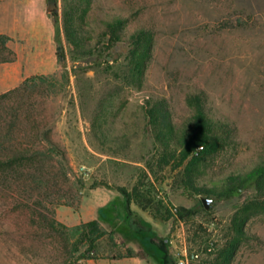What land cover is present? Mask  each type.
<instances>
[{
    "label": "rangeland",
    "instance_id": "obj_1",
    "mask_svg": "<svg viewBox=\"0 0 264 264\" xmlns=\"http://www.w3.org/2000/svg\"><path fill=\"white\" fill-rule=\"evenodd\" d=\"M55 7L58 25L49 13ZM115 22L122 39L112 43ZM140 31L152 41L139 75L131 51ZM0 35L21 56L30 75L24 82L46 78L27 96L65 156L37 173L0 170V264H179L186 253L189 264H218L225 251L228 264H264V211L247 208L258 195L255 182L226 199L190 193L182 169L159 166L146 115L147 100L163 99L182 137L195 113L189 99L201 95L227 123L229 145L198 165L203 183L264 165V0H0ZM3 57L11 54L0 40ZM19 123L26 144L33 122ZM137 184L143 202L128 209L118 188ZM170 206L195 217L166 220ZM94 220L107 235L95 259L80 260L89 244L73 229Z\"/></svg>",
    "mask_w": 264,
    "mask_h": 264
},
{
    "label": "trees",
    "instance_id": "obj_2",
    "mask_svg": "<svg viewBox=\"0 0 264 264\" xmlns=\"http://www.w3.org/2000/svg\"><path fill=\"white\" fill-rule=\"evenodd\" d=\"M49 13L55 24L58 25L59 12L57 7L50 9ZM121 31V22L110 25V41L112 43L122 39ZM66 33L73 46L81 50L83 48L81 38L71 29L68 22H66ZM0 40L4 49L11 54V57L1 58L0 62L13 63L17 61V53L8 46L11 39L8 36L0 35ZM132 40V64L135 65L134 72L140 75L150 49L152 35L148 31H140L132 37ZM56 56L59 62L66 60L65 49L62 45L57 47ZM45 80V77L30 78L22 86L0 95V170L3 172L16 174L32 171L37 173L48 167L54 169L58 156L65 159L64 154L60 152L57 145L50 140L49 133L43 131L40 120L33 114L34 106L29 102L27 96L28 91L32 88L31 85L36 86L37 82L43 83ZM189 100L195 109V113L189 131L182 137L176 135L174 127L170 123L166 102L160 98L147 100L146 115L149 121V132L155 138V143L160 147L159 166L182 169L185 188L190 193L198 196L206 195L215 196L217 199H226L241 193L247 186L255 182L258 195L247 208L250 210L252 207H257L264 211V165L256 167L247 174L231 175L220 184L217 182L212 183V185L209 182L203 183L198 172V165L204 158L219 154L229 145V133L226 130L227 123L215 119L206 109L204 96L192 95ZM25 119L33 122L31 129L33 135L30 132L25 136H30L27 138L34 136V139L29 140L26 144L22 142L20 130L22 124L25 123H19ZM15 174H11L10 177ZM37 177L33 176L31 182L38 183L40 181L42 183ZM118 189L125 196L128 209H130L129 206L132 202H143L141 200L143 193H141L140 184L135 185L132 191L124 187ZM166 212V220L176 218L179 221L190 222L195 217L192 210L185 208L170 206L166 209ZM240 221L236 218L237 224L235 225H237V232L243 234ZM238 224H240L239 227ZM73 230L80 234V242L89 244L88 249L81 254L80 260L95 259L93 256L97 252L98 242L107 235L100 223L94 220L83 223ZM196 233L199 234L198 231ZM168 245L165 240L161 241L159 245V248L165 254L166 262L169 261ZM222 258L218 264L229 263V255L226 251L222 254Z\"/></svg>",
    "mask_w": 264,
    "mask_h": 264
},
{
    "label": "crops",
    "instance_id": "obj_3",
    "mask_svg": "<svg viewBox=\"0 0 264 264\" xmlns=\"http://www.w3.org/2000/svg\"><path fill=\"white\" fill-rule=\"evenodd\" d=\"M6 33L8 34V32ZM18 57L19 59L13 63L0 65V94L19 87L30 76L25 71L21 56L19 55ZM98 262L100 264L101 262H107V260H100Z\"/></svg>",
    "mask_w": 264,
    "mask_h": 264
},
{
    "label": "water",
    "instance_id": "obj_4",
    "mask_svg": "<svg viewBox=\"0 0 264 264\" xmlns=\"http://www.w3.org/2000/svg\"><path fill=\"white\" fill-rule=\"evenodd\" d=\"M204 206L207 210L211 208L212 200L209 198H204L203 199Z\"/></svg>",
    "mask_w": 264,
    "mask_h": 264
},
{
    "label": "built area",
    "instance_id": "obj_5",
    "mask_svg": "<svg viewBox=\"0 0 264 264\" xmlns=\"http://www.w3.org/2000/svg\"><path fill=\"white\" fill-rule=\"evenodd\" d=\"M179 264H189V258L187 253L184 255L183 258L180 259Z\"/></svg>",
    "mask_w": 264,
    "mask_h": 264
}]
</instances>
